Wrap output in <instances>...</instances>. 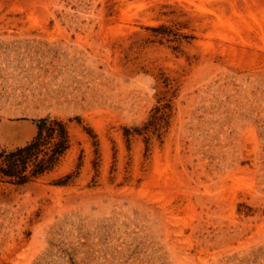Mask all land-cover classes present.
Listing matches in <instances>:
<instances>
[{
    "label": "rangeland",
    "instance_id": "obj_1",
    "mask_svg": "<svg viewBox=\"0 0 264 264\" xmlns=\"http://www.w3.org/2000/svg\"><path fill=\"white\" fill-rule=\"evenodd\" d=\"M43 118L0 264H264V0H0V153Z\"/></svg>",
    "mask_w": 264,
    "mask_h": 264
},
{
    "label": "trees",
    "instance_id": "obj_2",
    "mask_svg": "<svg viewBox=\"0 0 264 264\" xmlns=\"http://www.w3.org/2000/svg\"><path fill=\"white\" fill-rule=\"evenodd\" d=\"M36 125V136L29 143L12 152L0 153V174L17 185L51 171L69 147L61 121L43 118Z\"/></svg>",
    "mask_w": 264,
    "mask_h": 264
}]
</instances>
